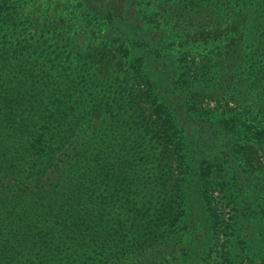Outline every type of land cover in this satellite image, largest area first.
<instances>
[{
	"label": "trees",
	"instance_id": "16d2710c",
	"mask_svg": "<svg viewBox=\"0 0 264 264\" xmlns=\"http://www.w3.org/2000/svg\"><path fill=\"white\" fill-rule=\"evenodd\" d=\"M221 1L195 4L210 13L205 29L257 0ZM188 9L0 0V264H264V180L242 171L246 147L264 144V108L215 122L195 112L201 96L245 92L247 55L189 67L178 45L202 28ZM123 117L135 141L79 144L91 121ZM141 150L161 157V204L139 207ZM216 192L238 200L235 217L215 208Z\"/></svg>",
	"mask_w": 264,
	"mask_h": 264
},
{
	"label": "rangeland",
	"instance_id": "374dc122",
	"mask_svg": "<svg viewBox=\"0 0 264 264\" xmlns=\"http://www.w3.org/2000/svg\"><path fill=\"white\" fill-rule=\"evenodd\" d=\"M174 2L181 4V6L189 7L188 14H195L200 18L198 26L202 30L193 33L191 38H185L184 41H181L184 45H178L189 56L188 60L191 63L189 67L199 68L200 65H204V63L210 60L215 62L218 58L223 57V54L234 56L236 55L235 51H239L242 48L247 55L246 62L244 63L246 74L242 76L243 79L241 80L245 92L235 101L225 99L220 102L217 101L216 96L206 94L201 96L200 100L196 103L194 107L195 112L209 111L210 118H214L223 113H231L236 109L243 110L246 106H252L254 109H252L253 113L246 114L249 116L250 114H256L257 107L261 106L264 108V0L254 1L249 9L246 7L242 9L238 8L237 11L230 13L228 27L222 30L219 29L218 31L205 29L211 27L209 23L210 13L200 12L201 6L195 7V4H207L208 0H174ZM221 2H225V0ZM249 4L252 3L249 2ZM246 38H248V41L244 43L247 40ZM101 75L103 76L102 73ZM244 78H248V81H245ZM261 112L264 113V110ZM128 115L126 116L129 117ZM127 117L110 118L107 120L95 119L91 121L80 132L81 141L79 144H82L89 152H94L98 144L103 145L105 141L118 140L120 136L135 141V135L138 133L134 132L135 127L131 126L132 119ZM259 120H261L260 124L264 125V118H260ZM212 121L215 122V118ZM148 148L146 147L147 150ZM246 148L248 155L252 157L250 160L247 159L242 171H245L244 174L260 175L264 180V144H251ZM136 153H139V150ZM153 154V157L145 160V157H142L145 153L141 150V154L135 160L137 166L135 171L137 178L136 198L139 207L151 202L158 204L163 202L161 190L163 188L164 172L157 166L161 157L156 156L155 153ZM228 194L230 195V193ZM214 197L213 204L219 212H222L227 219L229 216L235 217L233 215V205H235L234 201H238L237 199L218 192L214 194ZM263 202L264 199H260L258 204H262ZM247 255L238 256L237 264H240L241 261L246 263Z\"/></svg>",
	"mask_w": 264,
	"mask_h": 264
}]
</instances>
